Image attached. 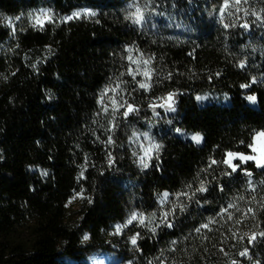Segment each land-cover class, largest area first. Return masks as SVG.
Listing matches in <instances>:
<instances>
[{
  "label": "trees",
  "instance_id": "trees-1",
  "mask_svg": "<svg viewBox=\"0 0 264 264\" xmlns=\"http://www.w3.org/2000/svg\"><path fill=\"white\" fill-rule=\"evenodd\" d=\"M126 1L0 0V264H87L102 253L110 256L106 264H264V169L251 161L242 166L251 173L250 188L249 175H224L231 169L222 163L228 150L246 153L253 132L264 129V51L257 64L240 68L234 55L209 43L200 24L207 16L211 25L217 22L224 0H150L147 22L135 26L117 17ZM234 4L229 0L225 11L237 23L264 26V0ZM41 7L55 13L43 30L28 19ZM84 7L96 15L60 21ZM4 16L12 18L14 36ZM178 30L181 40L170 41ZM260 41L264 45V37ZM126 46L151 57L150 90L138 89L128 75ZM253 76L256 83L241 89ZM120 81L116 92L105 94L109 110L102 111L101 93ZM168 92L175 93L174 113L159 107ZM202 93L217 100L198 105ZM251 93L256 106L244 98ZM109 96L138 112L113 120ZM110 122L117 125L111 131ZM177 127L202 133L203 141L179 138L172 131ZM145 132L162 148L159 160L141 169L132 153L148 143ZM109 135L114 144L104 143ZM201 180L209 191L194 201L180 198L188 209L169 217L174 228L153 235L134 224L115 233L133 210L155 211L158 223L161 210L172 205H160L157 195L190 192ZM205 223L208 228L195 231ZM136 232L134 246L129 237ZM244 248L248 256L239 255Z\"/></svg>",
  "mask_w": 264,
  "mask_h": 264
},
{
  "label": "snow or ice",
  "instance_id": "snow-or-ice-1",
  "mask_svg": "<svg viewBox=\"0 0 264 264\" xmlns=\"http://www.w3.org/2000/svg\"><path fill=\"white\" fill-rule=\"evenodd\" d=\"M150 0H146L145 4L141 6L139 3V0H131V2L128 4L127 10H125V19L130 20L134 25H141L143 23L147 22V17L145 16V11L148 9ZM240 3V0H235V4L232 5L235 7ZM229 6V0H224V4L220 9L221 13V19L223 21V14L225 12V9L228 8ZM134 9V10H132ZM248 13L245 12V15ZM23 15V13H21ZM96 12L94 9L89 8V7H84V8H79L76 10H73L70 14L64 15L59 17L61 22H68L73 19H81L85 18L88 16H95ZM253 15H256V13H253ZM0 16H3L2 13H0ZM54 17L55 13L52 8L48 7H41L38 9H33L28 13V19L29 21H34L32 23L33 28L39 27L41 30H43L45 23H53L54 22ZM21 16L15 17V19L18 21L20 20ZM258 18H262L259 17ZM4 21L7 22V24L12 28L11 34L14 36L15 35V27L12 23V18L10 17H3ZM225 28L230 27L229 24L225 23L224 24ZM244 28H248L249 25L245 23L243 25ZM126 51L128 52L127 59L130 61V64L127 67V73L129 76L132 78V82L135 83L138 87V89H143L145 91H148L151 89L152 85L150 83L151 80V74L154 71V69H151L149 65L151 64V57L144 58V54L141 53L140 57L137 59H133L132 56V48L130 46H126ZM245 61L240 60L238 66L240 68L245 67ZM132 65H135L133 67ZM33 68H36V65H32ZM124 73H121V76H123ZM143 76L145 79L143 80H138L137 76ZM219 75V73H217ZM6 78V77H5ZM120 83H124L123 81H120L117 83L116 88H111V86H106L105 90L101 93L100 99H98L97 103L101 104L102 108L101 110L104 112H108L109 110V105L105 103L104 101V96L105 94L111 90L113 92H116V89L120 87ZM256 83V77H251V83H242L240 84L241 89H249L252 84ZM123 90V89H121ZM175 93L174 92H168L166 98H161L164 100L163 103L159 104L160 108H163L165 112H171L174 113L177 111L175 104ZM51 98V97H49ZM206 97L204 96H197L196 99L198 101L204 100ZM225 98L227 99V94H225ZM248 102L255 104L258 101V97L255 93L247 94L244 97ZM123 98L117 99L116 96H109L108 100L111 101V115L113 117V120L115 119V116L117 114L122 115L124 118H128L131 113L138 112V108L136 105L133 103H129L127 100H123L121 103V100ZM149 107L152 109L153 114L156 116H159V112L156 111L157 105L155 104H150ZM124 109V111L121 113L120 109ZM168 124H172V120L166 121ZM112 123V122H110ZM117 125L115 123H112V129L114 130ZM174 131L176 133L188 136L189 134L184 132L183 129L181 128H175ZM143 136L145 140L148 141V143L145 145L143 143L140 144V151L139 154L137 152H133V156H137V164L141 169H148L153 166L152 161L153 159L159 160L160 158V150L162 148V145L160 143H157L155 141L154 137H151L149 133L145 132L143 133ZM132 137H137V133L133 132ZM130 137V139H132ZM97 140L100 138L97 136ZM190 138L193 142L200 144L203 141V134L200 132H194L190 134ZM104 143L106 144H114L115 141L112 137V135H109L107 138V141ZM241 144H244L245 142L243 140L240 141ZM247 148L250 149V152L245 153V152H239V151H231L228 150L226 152V158L222 161V163H225L228 165V167L231 169V172L224 173V175H231L232 173L237 172L238 170H242L245 172L246 175H251V173L248 171L247 168H243L242 166L249 161L253 162L256 167L264 169V129L260 130H255L252 134L251 137V143L247 144ZM109 159H108V164L111 165L113 163V158L111 156V153L108 154ZM0 159H3L2 156H0ZM213 164L217 163L215 160L212 161ZM155 167L159 168L160 165L157 163ZM41 174L42 175H47V171L41 169ZM81 175H83V172H81ZM189 189H192V185H187ZM220 190L223 191V186H220ZM209 191L206 182L201 180L199 183V187L195 188L194 190H191L190 192L188 191H181V192H176V193H169L168 191H164L162 193H159L157 195V200L160 205H164L166 203H171V208L168 209L167 211L161 210V218L159 219L158 223H155L153 225V222L156 221L157 215L156 212H150V213H145L144 211H139V210H133L127 217V219L123 223L116 224L115 227V233L116 234H121L122 230L124 228L129 227L130 225L138 224L144 228H146L149 232H151L153 235L157 234V230L161 227L165 228H174L176 225L173 222V219L176 216L177 210L181 213L186 212L188 209V204L181 202L180 198L184 197L188 201H194L196 200V194L197 193H207ZM79 195H82L80 193ZM174 195L176 197L175 201L169 200V196ZM197 203L199 201H196ZM89 203H92L91 200H89ZM231 206V205H230ZM221 211H227L226 209H222ZM251 211V209L249 210ZM169 217H173V219H169ZM213 218H209V222H212ZM209 224L205 223L202 224L199 228H196V232H200L201 228H208ZM260 237H264V232H261ZM140 237V233L136 232L133 235L129 237L130 242L135 246L137 245L138 238ZM84 239L87 240L88 236L85 235ZM256 240V233H253L252 236L249 239V243H254ZM173 244H175V241H172ZM240 256H248L249 255V249L244 248L240 253ZM130 264V262H129ZM148 264H152V261H149ZM160 264H164V261L161 260ZM232 264H237V261H232Z\"/></svg>",
  "mask_w": 264,
  "mask_h": 264
},
{
  "label": "rangeland",
  "instance_id": "rangeland-1",
  "mask_svg": "<svg viewBox=\"0 0 264 264\" xmlns=\"http://www.w3.org/2000/svg\"><path fill=\"white\" fill-rule=\"evenodd\" d=\"M131 0H127L123 7L119 10L118 19L126 22L128 25H134L130 20L125 19V10L128 8V4ZM134 10V9H132ZM211 20L209 16H207L204 21L200 24V28L206 32V37L209 40L210 44L216 45L223 52H230L235 56L236 60H244L245 68H250L259 62V57L263 55L264 45L261 43L260 39L264 37V26L260 21L255 24H249L248 28H244L243 25L245 23H237V21L233 18L231 12L229 10L225 11L223 14V21L220 18L217 22L211 25ZM227 23L230 27L225 28L224 24ZM135 26V25H134ZM183 37V31L178 30L175 34L170 35V41L177 42L180 41ZM133 59L139 58L137 54H134L132 51ZM130 63V61H129ZM135 67V65H132ZM199 96L206 97L202 101H198L196 99L197 104L203 105L207 103H212L217 100L216 95H211L209 93L198 94ZM225 102V99L221 100ZM250 105H254L248 102ZM175 128L172 129L174 131ZM186 132V131H184ZM174 133L181 139L191 140L190 134L192 132H186L189 135L185 136L179 133ZM192 141V140H191ZM195 143V142H194ZM197 144V143H196ZM250 152V149L246 152ZM256 166V165H255ZM262 169V168H259ZM247 181L249 182V187L253 188L254 182L251 176L247 177ZM110 259L108 254H96L92 256L87 264H106L105 262ZM67 264H75V262L67 260Z\"/></svg>",
  "mask_w": 264,
  "mask_h": 264
}]
</instances>
